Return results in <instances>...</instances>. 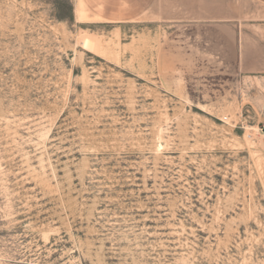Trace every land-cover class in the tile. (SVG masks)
<instances>
[{
  "label": "rangeland",
  "instance_id": "rangeland-1",
  "mask_svg": "<svg viewBox=\"0 0 264 264\" xmlns=\"http://www.w3.org/2000/svg\"><path fill=\"white\" fill-rule=\"evenodd\" d=\"M0 264H264V0H0Z\"/></svg>",
  "mask_w": 264,
  "mask_h": 264
},
{
  "label": "bare ground",
  "instance_id": "bare-ground-1",
  "mask_svg": "<svg viewBox=\"0 0 264 264\" xmlns=\"http://www.w3.org/2000/svg\"><path fill=\"white\" fill-rule=\"evenodd\" d=\"M79 12H80L79 14H83L82 10H80Z\"/></svg>",
  "mask_w": 264,
  "mask_h": 264
}]
</instances>
